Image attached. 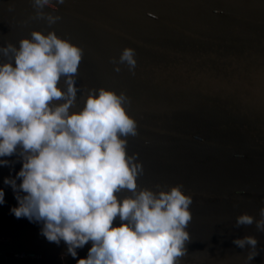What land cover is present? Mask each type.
Listing matches in <instances>:
<instances>
[{
  "label": "water",
  "instance_id": "95a60500",
  "mask_svg": "<svg viewBox=\"0 0 264 264\" xmlns=\"http://www.w3.org/2000/svg\"><path fill=\"white\" fill-rule=\"evenodd\" d=\"M37 11L32 0H0V48L54 30L84 49L73 110L92 88L127 94L138 129L127 152L144 166L139 186L182 184L193 196L182 264H264V231L236 225L244 212L260 219L264 207V0H64ZM48 14L60 18L50 24ZM125 47L136 49L134 72L115 71ZM8 159L0 167V264H76L62 256L63 242L40 234L42 225L10 213L18 201L3 180L22 161ZM245 235L258 239L251 260L248 247L233 243Z\"/></svg>",
  "mask_w": 264,
  "mask_h": 264
},
{
  "label": "clouds",
  "instance_id": "9594fccd",
  "mask_svg": "<svg viewBox=\"0 0 264 264\" xmlns=\"http://www.w3.org/2000/svg\"><path fill=\"white\" fill-rule=\"evenodd\" d=\"M32 3L43 16L45 6L64 0ZM59 18L47 17L50 24ZM0 53L10 57L0 62V167L10 166L14 155L22 161L19 172L3 180L18 201L10 213L42 225L40 234L49 243L63 242L62 256L76 264H182L191 241L193 196L182 184L158 191L139 186L144 166L127 152V138L138 134L126 111L127 94L92 88L73 110L84 49L54 30H34L19 47L9 43ZM112 62L116 72L120 65L134 72L136 49L125 47ZM259 215L257 220L244 212L236 225L255 223L264 231V207ZM89 243L87 256L78 258ZM233 243L250 249L249 260L258 254L254 235Z\"/></svg>",
  "mask_w": 264,
  "mask_h": 264
}]
</instances>
